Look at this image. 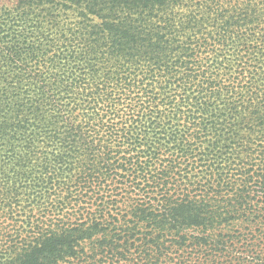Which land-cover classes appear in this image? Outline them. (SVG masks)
Returning a JSON list of instances; mask_svg holds the SVG:
<instances>
[{
  "label": "trees",
  "instance_id": "trees-1",
  "mask_svg": "<svg viewBox=\"0 0 264 264\" xmlns=\"http://www.w3.org/2000/svg\"><path fill=\"white\" fill-rule=\"evenodd\" d=\"M2 10L0 264H264V0Z\"/></svg>",
  "mask_w": 264,
  "mask_h": 264
},
{
  "label": "rangeland",
  "instance_id": "rangeland-1",
  "mask_svg": "<svg viewBox=\"0 0 264 264\" xmlns=\"http://www.w3.org/2000/svg\"><path fill=\"white\" fill-rule=\"evenodd\" d=\"M17 0H0V14L3 13V7H11L13 6Z\"/></svg>",
  "mask_w": 264,
  "mask_h": 264
}]
</instances>
